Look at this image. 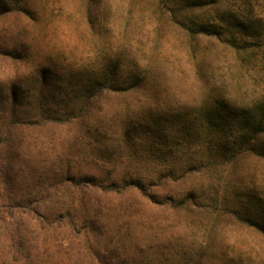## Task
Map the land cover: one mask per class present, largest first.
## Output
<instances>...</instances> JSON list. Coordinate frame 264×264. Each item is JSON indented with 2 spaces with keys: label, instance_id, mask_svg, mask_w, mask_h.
<instances>
[{
  "label": "trees",
  "instance_id": "obj_1",
  "mask_svg": "<svg viewBox=\"0 0 264 264\" xmlns=\"http://www.w3.org/2000/svg\"><path fill=\"white\" fill-rule=\"evenodd\" d=\"M253 1L130 0V8H114L108 0H55L54 9L52 0H0V264L17 255L33 264H116L97 243L108 229L103 210L117 202L207 213L254 234L263 248L264 182L256 172L264 168V89L241 101L214 80L219 54L226 71L264 69V15ZM140 21L152 26L150 48L136 38ZM60 28L69 50L42 54ZM168 34L183 46L197 95L183 109L162 97L165 72L153 54ZM113 97L127 112L130 99L144 104L127 115L118 146L131 156L143 139L141 156L164 160L142 174H118L116 162L98 175L75 171L67 156ZM59 142L68 155L46 161L44 145Z\"/></svg>",
  "mask_w": 264,
  "mask_h": 264
},
{
  "label": "rangeland",
  "instance_id": "obj_2",
  "mask_svg": "<svg viewBox=\"0 0 264 264\" xmlns=\"http://www.w3.org/2000/svg\"><path fill=\"white\" fill-rule=\"evenodd\" d=\"M50 6L56 9L57 3L52 0ZM112 7L121 2L130 8V0H108ZM253 11L264 15V0H254ZM224 7V6H223ZM220 6V8H223ZM216 10L212 11L215 14ZM114 15V14H113ZM140 24L143 22L140 21ZM144 25V24H143ZM149 23L137 28V40L150 48L147 39L152 34ZM59 29L49 35L50 42L41 48L42 54L47 51L65 55L70 46L68 33ZM151 34V35H150ZM153 53L163 65L162 97L174 109H183L197 95L192 91L190 75H188L189 59L184 56V49L178 37L167 36ZM154 46V45H153ZM67 47V48H66ZM151 50V49H150ZM86 57V56H85ZM213 58H216L215 56ZM213 61V60H212ZM214 80L226 81L230 91H234L237 100L250 101L264 89V69L250 70L242 76L226 71V61L222 54L215 60ZM190 74V73H189ZM128 112L123 109L125 100L113 97L105 102L98 115L90 125L84 140L78 141L75 150L78 153L68 155L67 146L59 142L55 148L44 145L46 161L56 160L61 154L68 155L75 171L89 174H101L116 162L118 174L136 172L145 173L152 162L164 160V156L144 155L145 141L138 139L134 144V154L128 155L119 144L118 139L124 129L127 115H135L144 108L142 99H130ZM146 140L149 136L144 137ZM124 151V152H123ZM167 152V150H164ZM93 159V160H92ZM152 161V162H151ZM79 169V170H78ZM256 172L258 182H264V168ZM256 170V168H255ZM126 204L117 202L108 204L103 215L108 228L100 235L97 243L102 254L113 257L116 264H189L201 252V264H264V246L260 248L254 234L221 221L212 220L209 214L201 212H185L174 215L162 210L141 207L140 209H124ZM31 242V241H30ZM260 244V243H259ZM31 253L36 252L31 249ZM36 258L35 264H40ZM78 260V256L72 258ZM85 264H91L86 258ZM10 264H33V258L17 255L10 257Z\"/></svg>",
  "mask_w": 264,
  "mask_h": 264
}]
</instances>
